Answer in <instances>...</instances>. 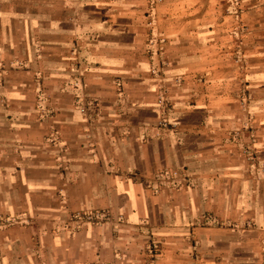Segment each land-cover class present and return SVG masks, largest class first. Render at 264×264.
<instances>
[{
  "label": "crops",
  "instance_id": "1",
  "mask_svg": "<svg viewBox=\"0 0 264 264\" xmlns=\"http://www.w3.org/2000/svg\"><path fill=\"white\" fill-rule=\"evenodd\" d=\"M237 1L0 0V264H264V0Z\"/></svg>",
  "mask_w": 264,
  "mask_h": 264
},
{
  "label": "built area",
  "instance_id": "2",
  "mask_svg": "<svg viewBox=\"0 0 264 264\" xmlns=\"http://www.w3.org/2000/svg\"><path fill=\"white\" fill-rule=\"evenodd\" d=\"M153 4L158 3L160 0H150ZM149 23H153V20H150ZM161 91V90H160ZM164 97L160 94V99H159V105H164ZM162 105V106H163ZM82 111H85L86 109L84 107H81ZM253 157V154H250ZM189 175L186 172L185 169H168L164 168L158 172H156L153 175L152 178V184L151 188L155 192H159L162 187H164L165 182L171 183L175 187H180L181 185L184 184L185 181H188ZM75 217L78 218L80 221L83 222H89V223H97L101 221V218H103V213H93V212H78L75 214ZM208 220L214 221L215 218L212 216L207 217Z\"/></svg>",
  "mask_w": 264,
  "mask_h": 264
},
{
  "label": "rangeland",
  "instance_id": "3",
  "mask_svg": "<svg viewBox=\"0 0 264 264\" xmlns=\"http://www.w3.org/2000/svg\"><path fill=\"white\" fill-rule=\"evenodd\" d=\"M161 1L162 0H160L156 4H153L150 0H148L149 13H150V11L152 13V11L156 9V7L161 3ZM238 5H239L240 11H243V9L245 7H247V0H243V1L241 0V3L237 1V6ZM244 20H245V23L243 22L242 25H243V28L246 30V27H247L246 18H244ZM239 51H240L239 56L243 59V56H246V50L244 49V47L241 46ZM152 72H154V71H152ZM174 83L179 84L180 81L178 79H175ZM159 90H161L160 93H159V99H160V94H161L164 97V100H165L164 101L165 104L164 105L162 104V105H163V107H165V110L168 111L169 109H171L170 108L171 107L170 106V100H169V97H168L169 96L168 95V93H169V87L166 86V85H161L159 87ZM159 99H158V101H159ZM81 107H84L86 109V107L84 105H81ZM85 111H82V112H85ZM75 219H76V221H75L76 222L75 223V228L76 227H81V224L83 223V221H80L78 218L74 217V220ZM11 221H15V219H12V218L7 219V218H5L3 216L0 217V225H4V224L7 225V224L11 223ZM2 227H5V226H2Z\"/></svg>",
  "mask_w": 264,
  "mask_h": 264
}]
</instances>
